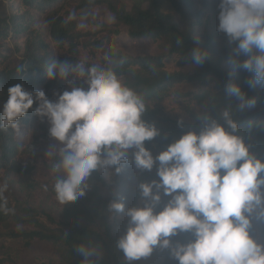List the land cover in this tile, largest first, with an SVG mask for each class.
<instances>
[{
    "label": "trees",
    "instance_id": "obj_1",
    "mask_svg": "<svg viewBox=\"0 0 264 264\" xmlns=\"http://www.w3.org/2000/svg\"><path fill=\"white\" fill-rule=\"evenodd\" d=\"M14 1L15 5H11V8L15 7L13 16H0V44L17 37H23L24 44L21 59L14 67H9L7 58L0 54V108L7 100V89L17 83L28 91L44 90L46 96L55 101L59 93L68 89L69 83L58 79L49 81L47 66L53 60L69 63L83 61L86 66L95 64L111 68L124 85L141 95L146 104L143 119L155 126L162 112L161 104L168 96H179L181 88L193 89L179 96L183 119L171 122L154 140L145 142V147L152 151L153 156L166 150L189 131L199 134L205 126L204 117L231 131L223 119V112L227 110L238 126L234 134L244 140L250 153L264 161V87L258 85L251 88L246 83L251 74L241 70L236 73L235 82L248 98L258 97L257 104L241 110L240 101L226 94L228 72L231 71L227 60L235 44L229 45L226 35L217 32L218 15L210 9L208 0H133L130 11L117 9L110 0ZM144 4L146 9H142ZM103 8L112 14L117 26L110 28L99 22L82 24L86 15ZM166 8L169 12L165 11ZM37 16L43 18L48 40L43 30L37 27ZM118 25L126 28V36L131 41L146 40L155 45L165 43L167 53L145 57L110 53V40L120 36ZM197 46L208 53L203 65H195L191 61L192 49ZM245 58L240 56L241 60ZM171 66H193L195 72L191 75L166 73L170 72ZM148 74H152V79L140 82V77ZM156 75L157 79L154 78ZM73 86L85 85L76 81ZM35 107L34 104L33 109ZM181 121L183 126L179 127L178 122ZM48 129L47 121L42 122L33 110H29L16 127L0 129V183L16 177L26 180L25 192L29 196L37 189L45 191L59 205L58 219L51 220L49 228L34 225L30 231L9 230L5 228L8 220L16 217L9 211L2 196V235L6 239L20 241L24 248L30 247L34 241L49 244L53 248L52 258L38 264H85L84 257L76 251L77 246L82 244L95 249L87 264H129L117 247L118 240L129 226V218L122 212L111 211L109 206L116 201L123 203L126 209L138 207V201L142 200L138 185L159 179L155 167L151 172L139 169L137 183L130 189L125 180L129 165L125 158L120 172L117 173L115 167L94 171L86 181L85 195L74 202L62 204L56 199L54 185L63 174L53 171L60 155L49 157L42 164L43 170L48 173L46 178L39 180L35 176L36 151L52 139ZM169 199L163 197L156 211L162 210ZM249 231L252 235L251 228ZM170 239L174 246L176 242L188 243L194 237L191 233H180ZM140 263L141 260L132 262ZM163 264H178L170 249H165Z\"/></svg>",
    "mask_w": 264,
    "mask_h": 264
},
{
    "label": "clouds",
    "instance_id": "obj_2",
    "mask_svg": "<svg viewBox=\"0 0 264 264\" xmlns=\"http://www.w3.org/2000/svg\"><path fill=\"white\" fill-rule=\"evenodd\" d=\"M218 9L217 32L226 35L229 45L235 44L228 55L231 71L225 91L240 101L241 110L250 109L258 97L248 98L235 76L248 72L251 88L264 87V0H219ZM241 55L246 58L241 60ZM207 58L206 50L192 49L195 65H203ZM46 77L67 81L70 90L52 101L44 90L28 91L19 83L10 86L0 108V129L16 127L29 110L47 121L50 137L60 145V159L53 167L63 174L54 185L60 203L85 195L94 171L115 167L120 172L130 150L137 169H156L158 180L138 185L143 207L126 209L116 201L109 206L129 218L117 242L129 264L150 256L155 247L170 249L178 264H264V244L249 231L253 215L264 220V161L234 134L238 126L229 111L223 112V119L231 131L204 117L199 134L189 131L153 156L145 142L160 131L143 119V97L111 68L53 60ZM76 81L85 86H73ZM6 188L0 187V198ZM165 196L170 199L157 212ZM180 233H191L194 240L173 246L170 238ZM76 251L87 264L95 249L82 244Z\"/></svg>",
    "mask_w": 264,
    "mask_h": 264
},
{
    "label": "rangeland",
    "instance_id": "obj_3",
    "mask_svg": "<svg viewBox=\"0 0 264 264\" xmlns=\"http://www.w3.org/2000/svg\"><path fill=\"white\" fill-rule=\"evenodd\" d=\"M114 7L117 9L125 8L130 11L133 7V0H110ZM198 1V0H195ZM209 7L212 11L218 15V3L219 0H208ZM11 5H15L14 0H0V16L10 17L13 16L14 11ZM198 7V6H197ZM147 6L142 5V9H146ZM200 9V7H198ZM169 12L168 9H165ZM38 24L37 27L46 33L43 24V18L37 16ZM99 22L106 27L117 26V22L114 20L112 14L106 9L89 13L85 16L82 24L91 25ZM120 36L110 40L109 52L110 53H122L130 57H145L149 55H164L167 53L168 47L165 43L155 45L150 41H131L126 36V28L122 25H118ZM48 40V35L45 34ZM24 38L17 37L9 39L0 44V54L7 58V65L14 67L18 64L21 59L23 51ZM170 67V66H169ZM168 70V69H166ZM170 72H180L182 74L191 75L195 72L193 66H186L176 68L171 66L168 70ZM165 72V71H163ZM152 74L142 75L140 82L146 83L150 81ZM158 75L154 78L157 79ZM69 85H68V89ZM192 88H181L178 90L179 96L182 94L190 93ZM178 95L171 94L161 104V110L158 117L156 127L159 131H162L170 125L171 122L180 121L183 119L182 103L181 98ZM59 142L53 138L45 144L39 146L36 151V159L34 158L37 170L35 176L39 180H43L48 176V173L43 170L42 164L48 161L49 157L60 155ZM129 161L127 170L125 171V180L130 189L134 188L137 183L138 170L135 167L132 159V150L129 151L126 157ZM39 168V169H38ZM26 180H21L16 177H10L9 179L2 181L0 187L7 185L6 190L3 192V196L6 201V205L9 211L16 217L8 220L7 229L15 231H30L33 226H44L46 228L51 227L50 221H56L58 219L57 208L59 205L55 199L49 196L45 191L37 189L29 196L25 192ZM145 204L144 200L138 201V207H143ZM8 211V212H9ZM18 219V220H17ZM252 222V237L257 242L264 244V220L257 219L255 215L251 217ZM165 249L155 247L152 254L148 257L142 258L140 264H163ZM53 256V248L43 242L34 241L30 247L24 248L20 241H14L6 239L2 235V227H0V264H38L40 262H46Z\"/></svg>",
    "mask_w": 264,
    "mask_h": 264
}]
</instances>
